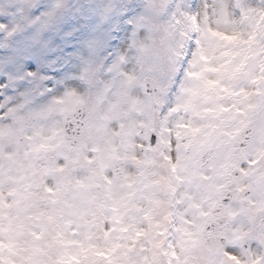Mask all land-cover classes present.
<instances>
[{
	"label": "snow or ice",
	"instance_id": "6c2138e0",
	"mask_svg": "<svg viewBox=\"0 0 264 264\" xmlns=\"http://www.w3.org/2000/svg\"><path fill=\"white\" fill-rule=\"evenodd\" d=\"M0 264H264V0H0Z\"/></svg>",
	"mask_w": 264,
	"mask_h": 264
}]
</instances>
